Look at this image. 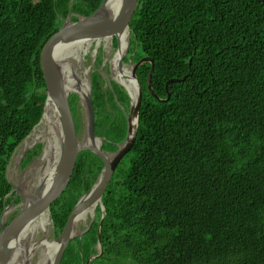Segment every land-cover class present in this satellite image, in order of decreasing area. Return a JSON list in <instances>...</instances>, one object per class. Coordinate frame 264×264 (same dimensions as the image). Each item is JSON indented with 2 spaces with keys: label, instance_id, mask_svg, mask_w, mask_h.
Masks as SVG:
<instances>
[{
  "label": "trees",
  "instance_id": "obj_1",
  "mask_svg": "<svg viewBox=\"0 0 264 264\" xmlns=\"http://www.w3.org/2000/svg\"><path fill=\"white\" fill-rule=\"evenodd\" d=\"M101 1L0 0V217L14 197L12 158L44 112L41 47L70 11L77 20ZM130 29L125 61L154 60L158 97L145 62L136 71L139 129L103 195L102 253L91 264H264V0H140ZM93 78L95 133L115 151L127 134L128 95ZM79 97L70 103L82 128ZM41 151L28 150L21 166ZM103 166L91 150L78 154L69 196L51 206L55 236ZM97 211L61 264L99 252Z\"/></svg>",
  "mask_w": 264,
  "mask_h": 264
},
{
  "label": "water",
  "instance_id": "obj_2",
  "mask_svg": "<svg viewBox=\"0 0 264 264\" xmlns=\"http://www.w3.org/2000/svg\"><path fill=\"white\" fill-rule=\"evenodd\" d=\"M106 3L107 0H102L99 6L91 14L81 15L77 20H72L71 17L73 14L69 13L67 18L64 20L63 25L52 33L41 47L38 63L42 80L47 89V98L42 118L38 124H40L45 118L48 106L49 108L53 106V110H58V115L61 117L60 128L62 138L60 137V140H62L59 159L57 162L58 165L56 168V177L54 184L51 185V187L43 195H41V197H39V192L42 187L41 184L33 192L25 194L20 187H15L12 182L14 185L12 189L14 197L9 205H7V207L3 210L0 217V264H5V257L9 253L10 238L16 235L27 222L34 220L41 212H47L49 214L51 212V206L70 193L78 154L83 150H91L100 156L104 162V166L91 188L84 193L74 205L60 234L53 239V241L57 243L55 257L52 263L48 262L46 264H61L65 249L69 242L74 237L82 236L83 233L87 231L88 226L85 230L81 231L79 235L75 236L74 233L79 214L82 211L89 209L93 203H95V207L100 205L104 211L98 227L97 246L99 252L91 255L86 262L82 264H91V261L102 253L100 230L105 214V206L102 202V198L109 182L111 181L115 169L121 159L131 150L137 136L144 83L138 78L136 71L137 68L145 62L151 63V68L147 76L148 88L150 92L157 96L152 88L154 60L145 56L138 62H132L131 57L128 58V61H125V57L128 55L130 48V23L138 9L140 0H120L119 6L114 12L109 10ZM99 27L100 30H97ZM126 30L128 32V39L125 50L120 53V55H115V53L113 59L116 58L117 68L121 74V79H117L115 77L117 83L124 88L128 95L127 134L123 142L118 144L117 150L106 151L103 149V138L97 136L95 133V111L92 102L91 89H89L87 94L84 96L86 108L85 136L87 135L94 143L85 144L83 141L84 138L82 140L80 139L75 115L70 103V91H67V87L65 86L63 79V67L56 59L57 45L77 40H90L92 43L95 41L96 46L97 43L104 37L108 38L112 35H115L116 37V41L114 43V45H116L117 37ZM108 63L111 72H113L112 61ZM126 68L130 69L129 74L126 71ZM77 78L79 77L77 76ZM122 79H127L134 85L132 90L125 85ZM182 79L184 78H172L170 80L175 82ZM169 81L166 83L167 89ZM74 91L79 95L81 94L79 90ZM170 95L171 92H168V96L162 100H168ZM133 96L135 97V103L131 104V98H133ZM97 139L101 140L100 144L95 143ZM41 155H43V153ZM18 197H20L21 200L20 209L10 217H7L11 208L14 207L15 201ZM37 201H39L38 207L34 206V203ZM88 217H90V219L92 218L89 223L90 227L95 219L94 213L89 211ZM44 237H46L45 234L40 239L36 240L32 245L39 244Z\"/></svg>",
  "mask_w": 264,
  "mask_h": 264
},
{
  "label": "rangeland",
  "instance_id": "obj_3",
  "mask_svg": "<svg viewBox=\"0 0 264 264\" xmlns=\"http://www.w3.org/2000/svg\"><path fill=\"white\" fill-rule=\"evenodd\" d=\"M70 13L76 14L75 12H71V11H70ZM114 37H115V35H113V37L109 36L108 38L104 37L102 40H100L97 43L96 46H95V41H94L89 49H87V50L83 49L82 51H80V53H79L80 56L76 57L77 59L72 57V65L74 67V70H76L77 72H79L81 75H83L84 77H86L88 79V84H90L89 89H91V92H92V83H91L92 80L91 79H92L93 75H94V78H93L94 81L99 82L100 85H102V87L104 89H106L104 86L105 85L104 81L107 80L109 82V81L113 80V81L117 82L115 75H116V73H119V72L114 71L115 66H114L113 62H112L113 72H111L110 66L108 63V62L112 61L113 56L116 53V49H118V46L113 44ZM119 41H121V40H119ZM80 58H82V59H80ZM85 68L88 69V71H86L87 73L84 72V70H82ZM96 72H98V73H96ZM115 91H116L115 92V98H116V100H118L119 93L117 92L116 89H115ZM74 92H75L74 89H72L70 91V94H72ZM79 96H80L79 97L80 99L78 102L80 105H82L80 110H81V113L84 115L83 119H82L83 120V126H82V128H78L79 136H80V139L82 140L85 136V133H86V130H85L86 108H85L84 96L81 94ZM109 106H112V101L110 102ZM126 106H127V104H125V107ZM121 107H123V106L121 105ZM113 110L118 112V110H116V109H113ZM125 110H126V115H128V110L127 109H125ZM50 111L54 116H59L56 113V111H53V106L51 107ZM119 112H121V111L119 110ZM76 115H77V112H76ZM54 120L56 121V119H54ZM75 121L77 122L76 116H75ZM48 130L50 131V128H49L48 124L46 123V120H43L40 124H38L36 126V128L32 131V133L28 137H26L24 139V141L20 144V146H19L17 152L15 153V155L13 156L11 164L9 166L8 176H9L10 180L14 183L15 187H20L21 190L25 194L31 193L36 189V187L38 185L40 171L48 163V158L45 157V151L47 149L48 142L50 139V134H48L49 133ZM54 130H56V129H54ZM57 131L58 130H56V132ZM102 138H101V140H102ZM104 138H106V137L104 136ZM108 140L113 141L112 138H110V137L108 138ZM35 145H41L42 151L40 153L41 154L43 153V155H41L39 153V154L35 155L33 157V159L25 167L21 166L22 159L25 157L27 151L30 149H33V147ZM20 207H21L20 202L17 204L15 203L14 207L11 208V210L7 216L10 217L12 212H14L16 209L19 210ZM96 208L97 207H95L94 212H92V213H94L95 220L97 219V216L99 215L98 211L96 213ZM48 216L50 218V224H49V230H47L48 231L47 237L50 240H53V239H55L56 236H55V232H53L54 231V224H53V221L51 219V213H49ZM90 220H92V218L90 219V217H87L85 219V221H80L79 223L76 224L75 230H74L75 236L79 235L81 233V231H83L85 229V227L88 226V228H89ZM43 235H44V232L40 231L37 235H34V237H32L31 239L25 240L23 242L24 248L20 247L19 250H17V251L14 250L13 253H11L12 258L15 256V253H16V256H17V254L21 253L20 263L19 262L16 263V261H17L16 259H14L15 262H13V259H12V261H10L9 264H43L45 259L43 256L42 248H36L34 250V253L32 254V257H29V252H28L29 249L31 250V248H29V246H31L34 241L40 239ZM27 247L29 249L25 250ZM46 263H48V262H46Z\"/></svg>",
  "mask_w": 264,
  "mask_h": 264
},
{
  "label": "bare ground",
  "instance_id": "obj_4",
  "mask_svg": "<svg viewBox=\"0 0 264 264\" xmlns=\"http://www.w3.org/2000/svg\"><path fill=\"white\" fill-rule=\"evenodd\" d=\"M119 3H120V0H107L106 6L109 7V10H111V12H114L117 9V7L119 6ZM100 23H102V22H100ZM103 24H105V23H103ZM97 30H100V27ZM127 33H128L127 30L123 32V38L121 39V41L118 42V45H117L118 49H116L115 55H120V53H122L123 50L125 49L126 44H127V39H128ZM112 37H113V35H112ZM65 43L66 42L60 43L57 45V55H56V59H57L58 63L61 64V66L63 67V79L65 82V86L67 87V91H71L72 89L79 90L81 92V95L85 96L87 94V92L89 91L90 84H88V79L86 77H84L79 72L74 70V67L72 65V57H74V58L79 57L80 51H82L83 49H86V50L89 49L92 45V41H90V40H77V41H72V42H69L66 44ZM80 59H82V58H80ZM112 62L114 63V66H115L114 71L117 72L118 68H117V64H116V58L112 59ZM82 70H84V72L88 71L87 68L82 69ZM126 71L128 74L130 73L129 68L128 69L126 68ZM119 73H116L115 76H116V78L121 79V74H119ZM77 76L79 78H77ZM122 81L125 83V85L130 90H132L134 85L129 80L122 79ZM134 101H135V97L133 96V98H131V104H134L135 103ZM50 109L51 108H49V106H48L45 119H43V120H46V123L48 124V126L50 128V131L48 130L49 131L48 134H50V139L48 142L47 149L45 151V157L48 158V163L40 171L38 185H37V187L40 184L42 186L41 191L39 192V197H41V195H43L51 187V185L54 184L55 177H56V168L58 165L57 162L59 159L60 148H61V140H62V139L60 140V137H61V128H60L61 117L60 116H54L51 113ZM53 111H56V110H53ZM56 113L59 114L58 110L56 111ZM54 119H56V121ZM54 129H56L58 131L56 132V130H54ZM83 141L85 142V144L94 143L91 141V139L87 135L84 137ZM95 143L100 144L101 140L97 139L95 141ZM38 205H39V201L34 203V206L38 207ZM94 210H95V203H93L92 206L89 207V209L84 210L79 214V216L77 218V220H78L77 223H79L80 221H85V219L88 217V212L89 211L94 212ZM49 224H50V218H49L47 212H41L34 220L27 222L16 235H14L13 237L10 238L9 254L5 257V264H9L10 261H12V259H13V262H15L14 259H16L17 260L16 263H18V262L20 263L21 253L17 254V256L15 253V256L13 258L11 256V253H13L14 250H16V251L19 250L20 247L24 248L23 242L25 240L31 239L32 237H34V235H37L40 231H43L44 234L46 235V237H44L39 244L29 246V248H31V250L28 247L25 250L29 249L28 250L29 257H32V254L34 253V250L36 248H42L43 256L45 259L44 263L43 262L42 263L43 264H46V262L52 263V261L55 257V250H56L57 243L53 240H50L47 237V234H48L47 230H49Z\"/></svg>",
  "mask_w": 264,
  "mask_h": 264
},
{
  "label": "flooded vegetation",
  "instance_id": "obj_5",
  "mask_svg": "<svg viewBox=\"0 0 264 264\" xmlns=\"http://www.w3.org/2000/svg\"><path fill=\"white\" fill-rule=\"evenodd\" d=\"M13 187H14V185H13ZM8 217V216H7Z\"/></svg>",
  "mask_w": 264,
  "mask_h": 264
}]
</instances>
